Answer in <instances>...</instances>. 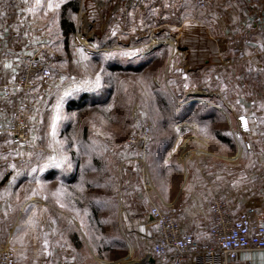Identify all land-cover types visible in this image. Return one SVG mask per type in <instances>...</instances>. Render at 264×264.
Listing matches in <instances>:
<instances>
[{"label":"crops","instance_id":"0c3cea01","mask_svg":"<svg viewBox=\"0 0 264 264\" xmlns=\"http://www.w3.org/2000/svg\"><path fill=\"white\" fill-rule=\"evenodd\" d=\"M70 3L78 8L65 15L74 32L64 34L63 9ZM83 38L88 43L81 45ZM169 49L164 61L162 52ZM44 53L51 64L63 63L55 78L29 98L6 97L0 89V120L23 107L32 125L27 145L8 141L0 147V245L21 246L18 216L9 224L4 218L13 205L20 210L29 205L14 197L35 175L28 163L40 140L48 151L47 170L59 162L43 176L57 179L67 195L77 189L84 174L77 153L69 155L61 144L57 153L54 140H65L71 130L70 124L62 128L67 114L83 112L89 104L112 109L116 88L99 83L128 80L162 65L159 77L174 83L177 101L156 106L152 117L143 118L152 123L144 167L135 160L138 150L127 143L120 154L123 166L115 173L123 180L118 191L88 202L91 215L85 222L79 213L82 194L60 201L62 214L75 212L64 223L73 232L50 234L40 254L17 250V264H81L84 225L104 238L99 241L103 254L125 257L124 264H142L152 256L159 264L154 206L198 240L209 238V206L215 200L230 204L235 215L250 207L264 215V0H214L205 8L197 0H0V87L18 80L28 60ZM39 115L47 118L40 140ZM243 116L249 136L241 130ZM134 174L132 184L126 178ZM239 264H264V251L242 253Z\"/></svg>","mask_w":264,"mask_h":264},{"label":"rangeland","instance_id":"374dc122","mask_svg":"<svg viewBox=\"0 0 264 264\" xmlns=\"http://www.w3.org/2000/svg\"><path fill=\"white\" fill-rule=\"evenodd\" d=\"M84 40L85 42L82 41L83 44L81 45L88 43L86 39ZM170 52V49L162 52V56L165 58L164 61L169 58ZM171 68L173 66L170 67V70H172ZM163 69L164 67L160 65L157 68L148 69L143 75H132L128 80L119 79L113 83H99L105 89H110L112 86L116 88L114 92L118 97L115 99L112 109H106L107 104L102 108L89 104L83 112L67 114L64 117L65 125L62 128H66L68 124L71 125V130L65 136V140L59 142V133L56 132V135L54 133L53 137L58 139L54 140L53 150L58 153L61 144L64 150L69 151V155L76 151L77 159L84 171L80 184L73 191V195L74 192L82 194V196L80 195L83 202L82 210L79 213L84 222L91 215L88 202L93 201L95 197L96 199L101 198L107 192H116L122 186L123 180L115 175L120 166H123L120 154L122 149L127 147L126 145L129 143L128 141L135 129H141L147 125L152 126L151 121L143 118L153 115L154 113L150 111L154 112L153 108L156 106L176 104L177 97H175L176 93L173 88L174 83L171 80H161L159 77ZM209 76L213 80V74ZM155 78L159 79L155 80ZM43 85L42 82L37 84L36 91L41 89ZM217 86V81H211L212 88ZM88 88H91V86L89 85ZM145 110L148 114L142 113ZM39 116L40 123L36 131L38 140L44 136L43 134L47 130V118H44L43 115ZM55 118V121H57V114ZM47 153V148L42 145L40 140V143L34 146L33 153H30L33 155L30 157L32 160L28 163L35 175L33 179L25 183L26 186L22 188L20 194L14 197L16 198L15 201L19 203L29 202V205L23 210L16 209L13 205L10 211L11 215L4 218L9 224L11 220L16 219L18 216V231H20V235L24 236L20 238L22 247L11 245L9 242L4 243L10 244L15 252L25 250V254L30 252L40 254L41 245L45 243L44 241L48 239L50 234L66 233L65 230L68 232L69 229H71V233L73 232V227H66L64 223L69 215L74 216V210H69L70 212L66 216L59 209V202L65 199L69 201V197L73 199V195L65 194L67 191L64 192V187L60 186L57 179L49 181L43 176L44 171L48 169V165L43 159ZM58 163L57 161L51 162L49 164L51 170H47L46 173L54 168L56 169ZM135 176L134 174L126 180L133 184L137 177ZM90 187L96 190L94 192L98 193L96 196L91 192ZM83 229L86 241L85 239L83 241L81 264H107L105 262L118 260V264L123 263L120 260L125 257H115L114 259L110 257L111 254L109 253L103 254L99 241H103L104 238L100 239L98 232L93 235L94 232L92 234L90 227L86 225L83 226ZM18 231H16V234H18ZM124 260V263H127L128 260Z\"/></svg>","mask_w":264,"mask_h":264},{"label":"built area","instance_id":"2783aa9c","mask_svg":"<svg viewBox=\"0 0 264 264\" xmlns=\"http://www.w3.org/2000/svg\"><path fill=\"white\" fill-rule=\"evenodd\" d=\"M201 8L207 7L214 0H197ZM86 31H84L83 36ZM42 83L52 79L48 64L38 55L31 57L22 76L0 87L6 97L18 94L25 98L32 96L37 88V79ZM241 130L249 136L251 128L246 117H240ZM32 125L27 108H19L7 120H0V147L2 143L12 142L25 146L31 140ZM151 126L135 129L129 144L135 147L140 156L135 160L144 167L145 155L149 152ZM246 145L250 147L249 139ZM2 151L0 148V169ZM212 226L209 238L198 240L192 232L185 231L180 222L159 207L150 210L153 224L159 237L154 245V252L159 264H239L242 253L264 251V215L250 207L235 215L233 207L227 202L215 200L209 206ZM0 264H17L15 249L8 243L0 245Z\"/></svg>","mask_w":264,"mask_h":264},{"label":"trees","instance_id":"16d2710c","mask_svg":"<svg viewBox=\"0 0 264 264\" xmlns=\"http://www.w3.org/2000/svg\"><path fill=\"white\" fill-rule=\"evenodd\" d=\"M69 11H71V12H77V11H78V8H77L74 4H72V3L68 4V5L65 6L64 9H63L64 17H65V15H66ZM61 27H62V29L64 30V34H69V33L74 32L73 24L70 23V22H68V20L66 19V17H65V18L63 19V21H62V23H61ZM66 42H67V41H66ZM51 57H52V59H54V60L56 59V56H54V55H51ZM40 58H41L42 60H44V61L48 64V66L50 67V69H51V71H52V79L55 78L56 75H57V70L59 69V67H61V66L63 65V63H62V64L60 63V66L57 65V61L54 63V65L51 64L50 61H49V55H47V54H45V53H44L42 56H40ZM40 83H41L40 78H38V79H37V84H40ZM96 163L99 164L98 161H96ZM94 212H95V211H94Z\"/></svg>","mask_w":264,"mask_h":264},{"label":"water","instance_id":"95a60500","mask_svg":"<svg viewBox=\"0 0 264 264\" xmlns=\"http://www.w3.org/2000/svg\"><path fill=\"white\" fill-rule=\"evenodd\" d=\"M142 264H155V259L152 256H148Z\"/></svg>","mask_w":264,"mask_h":264}]
</instances>
